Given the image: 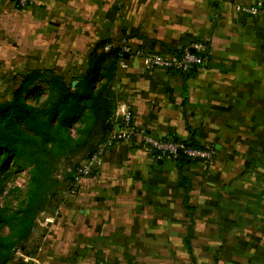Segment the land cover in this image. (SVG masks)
<instances>
[{"label":"crops","instance_id":"1","mask_svg":"<svg viewBox=\"0 0 264 264\" xmlns=\"http://www.w3.org/2000/svg\"><path fill=\"white\" fill-rule=\"evenodd\" d=\"M257 2L264 6V0H31L18 9L0 0V43L21 42L25 63L41 65L34 68L75 73L96 46H118L124 38L130 52L115 73L117 119L129 103L133 123L149 135L216 152L211 162L183 165L184 182L174 162L120 142L80 180L86 217L111 227L110 241L122 243L118 264H264V19L235 11ZM195 42L207 44L208 57L185 80L133 55L172 56Z\"/></svg>","mask_w":264,"mask_h":264},{"label":"trees","instance_id":"2","mask_svg":"<svg viewBox=\"0 0 264 264\" xmlns=\"http://www.w3.org/2000/svg\"><path fill=\"white\" fill-rule=\"evenodd\" d=\"M11 1L16 8H23L17 0ZM107 46L110 44L106 42L96 46L86 66L75 73L49 68L26 70L15 77L20 80L17 83L14 79L16 85L9 99L0 100V183L23 169L28 170L26 189L15 207L10 201L0 200V264L13 260L15 248L29 257L35 255L36 246L28 250L26 244L37 217L57 202L64 191L75 189L77 169L115 129L120 96L113 84L124 53L121 45L106 50ZM203 57L207 58L208 53ZM194 70L178 74L185 80ZM183 89L185 96L184 84ZM160 139L182 141L175 136ZM183 142L186 147H203ZM173 162L182 178L183 165L197 161L180 153ZM187 189H183L184 204ZM1 191L2 187L0 194ZM191 233L190 225L188 235ZM186 245L191 255L188 240ZM95 264H118V261L99 260Z\"/></svg>","mask_w":264,"mask_h":264},{"label":"rangeland","instance_id":"3","mask_svg":"<svg viewBox=\"0 0 264 264\" xmlns=\"http://www.w3.org/2000/svg\"><path fill=\"white\" fill-rule=\"evenodd\" d=\"M11 42L0 43V100L9 99L16 85L15 77L28 69L41 67L40 64L25 63L21 42ZM16 80L18 83L20 78ZM33 94H29L30 103ZM27 181L28 170L23 169L5 183H0V200L10 201L15 207L23 196ZM74 188L60 194L58 201L37 217L26 244L28 250L36 246L35 255L29 257L15 248L14 258L9 264H95L99 260H123L119 256L122 249H117L122 243L110 241L114 237L112 228L96 225L95 220L86 217L85 187Z\"/></svg>","mask_w":264,"mask_h":264},{"label":"built area","instance_id":"4","mask_svg":"<svg viewBox=\"0 0 264 264\" xmlns=\"http://www.w3.org/2000/svg\"><path fill=\"white\" fill-rule=\"evenodd\" d=\"M31 0H17L20 7H26ZM235 11L252 18L264 19V6L257 2L250 6L235 5ZM121 49L125 54L129 53L126 41H121ZM110 46H107V50ZM208 53V46L204 42H195L180 50L179 54L172 56L162 55L156 52L136 50L133 55L140 59L141 63L149 69H159L173 73H187L191 69L200 67L206 63L204 54ZM119 66H124L123 60ZM123 111L121 122L118 128L109 132L105 141L97 148L92 156L82 162L76 172L75 186L77 187L80 180L91 175V173L103 163L107 150L113 145L134 141L137 143L152 159H165L168 161L175 160L178 154L182 153L186 158L197 162H211L215 157V150L211 147L192 148L186 147L184 140L172 141L162 140L160 137L149 135L144 129L136 126L132 121V109L129 103L122 104Z\"/></svg>","mask_w":264,"mask_h":264},{"label":"water","instance_id":"5","mask_svg":"<svg viewBox=\"0 0 264 264\" xmlns=\"http://www.w3.org/2000/svg\"><path fill=\"white\" fill-rule=\"evenodd\" d=\"M75 83H73V85H74ZM120 122H121V117H119L118 119H117V123H118V125L120 124ZM118 125H117V127L116 128H118ZM160 162H162L161 160H160Z\"/></svg>","mask_w":264,"mask_h":264}]
</instances>
